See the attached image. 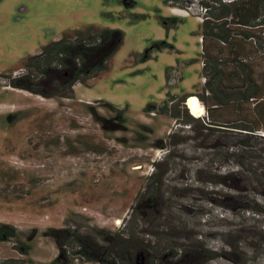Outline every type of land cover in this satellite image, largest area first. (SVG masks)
I'll return each mask as SVG.
<instances>
[{
  "label": "rangeland",
  "instance_id": "rangeland-1",
  "mask_svg": "<svg viewBox=\"0 0 264 264\" xmlns=\"http://www.w3.org/2000/svg\"><path fill=\"white\" fill-rule=\"evenodd\" d=\"M200 2L0 0V264H111L116 250L143 253L118 264H264V178L240 179L264 171V133L150 111L203 84ZM85 25L123 33L94 81L70 97L9 86L24 58Z\"/></svg>",
  "mask_w": 264,
  "mask_h": 264
},
{
  "label": "trees",
  "instance_id": "trees-1",
  "mask_svg": "<svg viewBox=\"0 0 264 264\" xmlns=\"http://www.w3.org/2000/svg\"><path fill=\"white\" fill-rule=\"evenodd\" d=\"M168 2H171L173 7L188 8L186 0H168ZM200 5L201 8L206 9L201 26L200 54L203 59L202 77L206 80L201 93L196 88L195 95L200 98L204 113L200 118H195L189 113L185 106V100L189 97L187 94L170 96L160 106L152 105L150 111L169 115L176 122L180 121L186 125L201 120L207 130L219 129L222 132L251 133L250 135L258 134L261 131L264 133L263 87H257L258 91H262L260 94L250 92L247 95H242V101L251 102V106L239 105L241 101L237 105H233L231 101L232 89L222 84L221 76L224 74L225 63L223 58L219 57L218 45H211L212 53L209 54L206 44L208 38L223 40L236 50L239 49L240 54L244 50L242 44L244 42L253 46L257 52H264V0H232L231 2L201 0ZM170 20L167 21L168 25ZM235 39L239 41L231 43ZM122 42L123 33L117 29L100 28L94 25L69 29L59 39L43 45L38 53L24 58L22 60L23 68L28 72L11 79L9 86L42 97H70L74 94L76 84H86L87 80L94 81L100 73L106 70L109 60L122 45ZM259 42L262 44L261 47ZM239 56L236 53L233 59L238 64L246 66L249 57ZM207 91L208 94H206ZM219 93L222 98H218ZM250 97L251 101H249ZM171 134L174 135V133L169 135ZM154 165L159 166L158 163ZM242 176L247 177L246 180L240 178L244 182L256 181L260 185L264 178V171H244ZM246 190V187H242V185L234 188V191L240 194ZM254 190L256 195L264 200V187L263 189L257 188L258 191ZM253 200L255 204H259L256 198ZM246 211L259 214V211L255 209H246ZM2 232L4 231L2 230ZM78 244L85 250L89 245L85 241H80ZM121 252L117 250L112 252L111 264L124 263V260L126 263L135 260L136 263L143 255L140 251L133 260L131 254L126 255ZM83 255L89 262L108 264L109 255L107 254L104 255L106 260L101 257H91L86 253ZM59 260L60 254L56 257V264H59Z\"/></svg>",
  "mask_w": 264,
  "mask_h": 264
},
{
  "label": "crops",
  "instance_id": "crops-1",
  "mask_svg": "<svg viewBox=\"0 0 264 264\" xmlns=\"http://www.w3.org/2000/svg\"><path fill=\"white\" fill-rule=\"evenodd\" d=\"M179 8L176 7V11ZM183 9H179V12H181ZM185 11V10H183ZM178 12V11H177ZM200 37H202V34L200 33ZM239 40L235 39L232 40L231 43H236ZM207 48L209 51V54L212 53V46L214 44L218 45V53L219 57L223 58L225 63L224 68V74L221 76L222 84L223 86L227 88L232 89V98L231 101L233 105H237L240 101L239 105L243 106H251V102H245L242 101V95H247L248 93L252 92L254 94H260L262 91H258L257 87L262 86L264 90V52L262 51L257 52L253 46L250 44L242 42L244 46V50L239 54V49H235L234 47L228 45V42L223 40H214L211 38H208L206 41ZM238 53L239 57H249L248 64L246 65H240L234 60L235 54ZM238 64V65H237ZM172 76L176 75L174 73H177L179 75L178 71H173L172 69ZM179 78L182 79L181 74L179 75ZM204 87V83L202 85L195 86L194 89L190 93H184L183 95L187 94L189 96H196V88L201 93L202 89ZM264 93V91H263ZM208 94V91L206 92ZM199 98V97H198ZM218 98H222V95L219 93ZM200 99V98H199ZM251 97L249 101H251ZM237 111V110H236ZM173 120V119H172ZM174 122V120H173Z\"/></svg>",
  "mask_w": 264,
  "mask_h": 264
},
{
  "label": "bare ground",
  "instance_id": "bare-ground-1",
  "mask_svg": "<svg viewBox=\"0 0 264 264\" xmlns=\"http://www.w3.org/2000/svg\"><path fill=\"white\" fill-rule=\"evenodd\" d=\"M187 104L189 106V109L191 110L193 117L200 118L202 116L201 108L196 97L189 98L187 100ZM116 223L119 224L120 220L117 219Z\"/></svg>",
  "mask_w": 264,
  "mask_h": 264
},
{
  "label": "built area",
  "instance_id": "built-area-1",
  "mask_svg": "<svg viewBox=\"0 0 264 264\" xmlns=\"http://www.w3.org/2000/svg\"><path fill=\"white\" fill-rule=\"evenodd\" d=\"M224 1H227V2H231L232 0H224ZM199 10H200V15H197L196 17H198V19L201 21V22H203V20H204V18H203V16H204V14H205V12H206V9H203V8H199ZM188 11H186V13H187ZM202 15V16H201ZM200 43L202 44V37H200ZM200 61H201V64L203 65V59L201 58V56H200ZM202 80H203V83L205 82V78L204 77H202ZM189 98H191V97H189ZM188 98V99H189ZM187 99V100H188ZM198 100V99H197ZM198 102H199V105H200V108L202 109V112L204 113V111H203V108L201 107V103H200V101L198 100ZM187 107H188V109H189V106H188V104L186 105ZM190 110V109H189ZM190 112H191V110H190ZM202 113V114H203ZM202 117V116H201Z\"/></svg>",
  "mask_w": 264,
  "mask_h": 264
},
{
  "label": "flooded vegetation",
  "instance_id": "flooded-vegetation-1",
  "mask_svg": "<svg viewBox=\"0 0 264 264\" xmlns=\"http://www.w3.org/2000/svg\"><path fill=\"white\" fill-rule=\"evenodd\" d=\"M186 2L187 3H189V6H191L192 7V5H190V3L192 4V0H186ZM195 5V4H194ZM198 8L199 7H202L201 5H200V3H199V5H196ZM188 8H190V7H188ZM16 77H18V76H16ZM15 78V77H14Z\"/></svg>",
  "mask_w": 264,
  "mask_h": 264
}]
</instances>
